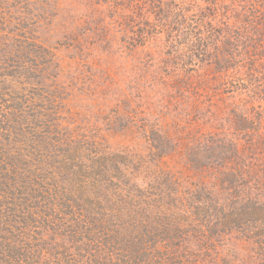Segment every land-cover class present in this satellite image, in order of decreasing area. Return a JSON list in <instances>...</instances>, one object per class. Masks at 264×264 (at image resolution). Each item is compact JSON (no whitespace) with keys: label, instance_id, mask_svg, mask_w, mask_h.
I'll return each instance as SVG.
<instances>
[{"label":"rangeland","instance_id":"374dc122","mask_svg":"<svg viewBox=\"0 0 264 264\" xmlns=\"http://www.w3.org/2000/svg\"><path fill=\"white\" fill-rule=\"evenodd\" d=\"M263 6L0 0V264H264Z\"/></svg>","mask_w":264,"mask_h":264},{"label":"trees","instance_id":"16d2710c","mask_svg":"<svg viewBox=\"0 0 264 264\" xmlns=\"http://www.w3.org/2000/svg\"><path fill=\"white\" fill-rule=\"evenodd\" d=\"M261 9H262V11L260 10V16L257 18V20L259 21V23L261 25V27H260L261 40L257 38V35L260 36V32L255 28V31H256V39H257L256 42L257 43L252 48H254L258 54L263 55L264 54V41H262V38L264 37V6ZM255 11H259V10L256 9ZM198 13H199L198 11H195L194 12V15H196ZM249 13H250V11H249ZM196 18H197L196 25L199 26L198 27V31H197L198 32L197 37L200 38L199 41L200 42H203L205 45L209 44L208 45V48H210L211 46H214L215 47V49L213 50V52H215L216 54L213 56V63L211 64V66L217 67V71H219V72H220V70L223 72V71L229 69L228 67H230V66H228L226 64V62L225 63H222L223 60H220L219 54H222V53H225V52H231L229 50V44L232 41H233V46H234V40L232 39L231 32L230 33L225 32V34H223V36L217 41L216 38L214 36H212L209 32L204 31V30L209 29L208 28L210 26V22L208 23L209 19L208 20H203V21H200L199 20L200 21L199 22L198 21V16ZM241 21L242 22L248 21V18H247V16L245 14L242 16ZM215 23H216L215 26L218 27V28H216L217 31L219 29V33H221L220 32V26H219L220 24H219L218 20ZM241 37L242 36H238V38L235 39V42H237L240 39H242ZM151 40H152V38H151ZM219 41H223V45L221 43H219ZM217 45H220V46L222 45L223 46L222 50L220 48H217L218 47ZM204 62H207V61H204ZM21 177L23 179V176H21ZM19 179H21V178L18 177L17 180H16V183L17 182L19 183ZM25 251L26 250L23 247H18V248L17 247L16 248L13 247V252L14 253H17V255L12 256L11 257L12 258L11 261L14 262V264H26L28 262V255H27V253ZM4 264H6V263L4 262Z\"/></svg>","mask_w":264,"mask_h":264}]
</instances>
